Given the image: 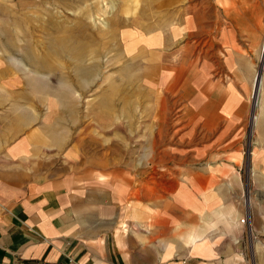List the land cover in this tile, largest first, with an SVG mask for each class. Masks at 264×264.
Wrapping results in <instances>:
<instances>
[{
  "label": "rangeland",
  "instance_id": "1",
  "mask_svg": "<svg viewBox=\"0 0 264 264\" xmlns=\"http://www.w3.org/2000/svg\"><path fill=\"white\" fill-rule=\"evenodd\" d=\"M191 3L0 0L3 53L21 59V68L26 67L19 73V87H24L23 81L27 87L41 81L43 89L58 93H43L39 103L42 125L59 126V164L70 154L75 170L90 171L92 176L106 171L108 182L138 183L140 199L150 191L157 202L166 194L157 186L170 174L207 167L218 147H224L195 145L191 134L196 100L218 104V99L221 103L229 99L236 109L244 107L235 113L246 121L239 147L252 156L256 127L264 120V0L218 1L224 11L241 5L261 7L244 31L232 35L225 31L232 28L233 18L221 15L210 18L218 23L212 32L193 34V25L182 23L186 17L180 15ZM222 34L229 39L230 59ZM200 53L202 60L196 64ZM197 68L203 73L204 93L196 99ZM178 72L183 79L173 90L168 78ZM165 75L167 80H161ZM259 78L263 85L257 106L254 90ZM157 89L160 97L154 95ZM215 94L219 96L211 97ZM197 147L203 148L198 156ZM148 183L156 184L154 191L146 189ZM259 244L252 240L244 246L235 264H264V245Z\"/></svg>",
  "mask_w": 264,
  "mask_h": 264
},
{
  "label": "crops",
  "instance_id": "2",
  "mask_svg": "<svg viewBox=\"0 0 264 264\" xmlns=\"http://www.w3.org/2000/svg\"><path fill=\"white\" fill-rule=\"evenodd\" d=\"M191 1L180 15L196 35L212 32L218 23L210 18L220 15L233 18L225 32L244 31L261 12L260 6L224 11L219 0ZM221 42L230 59L228 37L222 34ZM20 60L6 56L0 43V264H235L252 240L264 245V120L249 158L239 147L246 121L235 116L244 107L229 99L196 100L194 144L226 148L218 147L207 167L170 174L157 186L166 193L159 201L150 191L140 199L138 183L77 171L70 154L59 164V126L42 125L39 103L43 93H58L41 81L19 87V73L26 71ZM201 60L197 54L196 64ZM194 78L197 99L204 93L198 68ZM182 79V72L170 75L169 87ZM154 95L160 97L158 89ZM160 114L164 118L165 110ZM195 151L198 156L203 148Z\"/></svg>",
  "mask_w": 264,
  "mask_h": 264
},
{
  "label": "bare ground",
  "instance_id": "3",
  "mask_svg": "<svg viewBox=\"0 0 264 264\" xmlns=\"http://www.w3.org/2000/svg\"><path fill=\"white\" fill-rule=\"evenodd\" d=\"M262 85H263V81H262V79L259 78L257 83H256V89L254 90L256 104H257V102L259 103L260 94H261V90H262ZM257 106H258V104H257Z\"/></svg>",
  "mask_w": 264,
  "mask_h": 264
},
{
  "label": "built area",
  "instance_id": "4",
  "mask_svg": "<svg viewBox=\"0 0 264 264\" xmlns=\"http://www.w3.org/2000/svg\"><path fill=\"white\" fill-rule=\"evenodd\" d=\"M242 222H246V218L242 219Z\"/></svg>",
  "mask_w": 264,
  "mask_h": 264
},
{
  "label": "water",
  "instance_id": "5",
  "mask_svg": "<svg viewBox=\"0 0 264 264\" xmlns=\"http://www.w3.org/2000/svg\"><path fill=\"white\" fill-rule=\"evenodd\" d=\"M258 77H259V76H258ZM258 77H257V78H258Z\"/></svg>",
  "mask_w": 264,
  "mask_h": 264
}]
</instances>
